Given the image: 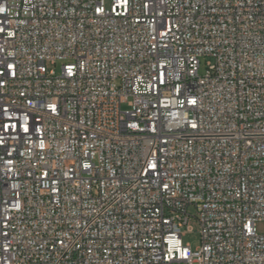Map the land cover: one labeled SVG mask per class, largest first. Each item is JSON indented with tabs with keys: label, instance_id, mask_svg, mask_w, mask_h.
<instances>
[{
	"label": "built area",
	"instance_id": "built-area-1",
	"mask_svg": "<svg viewBox=\"0 0 264 264\" xmlns=\"http://www.w3.org/2000/svg\"><path fill=\"white\" fill-rule=\"evenodd\" d=\"M0 29V264H264V0H0Z\"/></svg>",
	"mask_w": 264,
	"mask_h": 264
},
{
	"label": "rangeland",
	"instance_id": "rangeland-1",
	"mask_svg": "<svg viewBox=\"0 0 264 264\" xmlns=\"http://www.w3.org/2000/svg\"><path fill=\"white\" fill-rule=\"evenodd\" d=\"M113 0H105V4L107 8H110L112 5ZM208 59L202 58L201 59V69H200V74L203 75L206 72V63ZM64 62L63 61H58L56 65L49 64L48 67L50 70L55 71L57 74L60 73L61 68L63 66ZM126 108V107H124ZM189 214L192 216L191 221H190V226L193 228V231L191 232H186L185 235L183 236V244L185 246L189 245L193 250H196L198 247L201 246V237L199 234V223L196 219V210L194 207L189 208ZM258 231L260 233H264V223H259L258 224Z\"/></svg>",
	"mask_w": 264,
	"mask_h": 264
},
{
	"label": "snow or ice",
	"instance_id": "snow-or-ice-1",
	"mask_svg": "<svg viewBox=\"0 0 264 264\" xmlns=\"http://www.w3.org/2000/svg\"><path fill=\"white\" fill-rule=\"evenodd\" d=\"M0 31H2V29H0ZM24 131H28V129H27V128H25V129H24Z\"/></svg>",
	"mask_w": 264,
	"mask_h": 264
}]
</instances>
